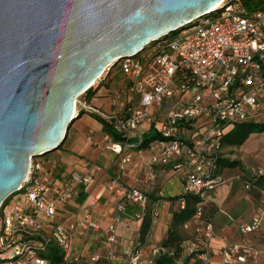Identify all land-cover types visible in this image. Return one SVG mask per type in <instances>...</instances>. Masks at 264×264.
<instances>
[{"label": "built area", "instance_id": "1", "mask_svg": "<svg viewBox=\"0 0 264 264\" xmlns=\"http://www.w3.org/2000/svg\"><path fill=\"white\" fill-rule=\"evenodd\" d=\"M184 31L138 57L119 62L134 81L111 98L118 112L106 113L91 105L89 93L111 77L105 71L97 84L76 100L75 113L95 116L113 127L120 139L111 149L121 157L122 170L135 153L148 152L145 184L157 180L156 167L168 168L184 176V194L205 200L228 183L217 174L225 136L238 124L264 119V0H252L250 6L245 0H223L218 11ZM206 93L210 95L205 99ZM203 128L206 131L194 137L193 131ZM152 131L159 138L143 148ZM42 158L31 160L20 193L0 207V264H53L47 257L52 246L63 254L62 264H80L83 256L75 253L76 234H83L86 228L102 231L89 213L68 227L56 225L59 208L79 193L70 181L53 180ZM262 175L255 176L256 180ZM78 180L86 190L94 183L90 176ZM244 186L261 194L259 212L240 228L242 235H250L264 224V188L250 179ZM109 190L142 211L148 206L142 190L117 183ZM50 194L54 198H49ZM184 206L182 202L181 208ZM119 210L123 212L125 206L120 205ZM197 216H202L201 208ZM102 232L105 259L118 262L121 257L114 224ZM195 236L212 240L213 224L195 220ZM260 254L249 243H232L223 250V264L257 263ZM101 260L92 255L88 264ZM138 260V254H129L130 264H138Z\"/></svg>", "mask_w": 264, "mask_h": 264}, {"label": "water", "instance_id": "2", "mask_svg": "<svg viewBox=\"0 0 264 264\" xmlns=\"http://www.w3.org/2000/svg\"><path fill=\"white\" fill-rule=\"evenodd\" d=\"M222 2L0 0V207L20 193L32 159L62 146L82 115L76 100L105 71L110 76L121 60L193 27Z\"/></svg>", "mask_w": 264, "mask_h": 264}, {"label": "crops", "instance_id": "3", "mask_svg": "<svg viewBox=\"0 0 264 264\" xmlns=\"http://www.w3.org/2000/svg\"><path fill=\"white\" fill-rule=\"evenodd\" d=\"M98 91L91 95V103L95 99V106L106 113L116 110L117 107L111 100L114 95L97 96ZM110 129L115 132L111 125L109 129L105 128L97 117L82 114L71 124L62 146L42 158L45 169L50 172L53 180L70 181L79 193L78 197L59 208L56 225L68 227L82 219L86 213L90 214L93 222L101 226L102 231L110 224H114L121 259L118 262H108L101 243L104 237L103 232L86 228L83 234L78 233L75 237V253L83 256L81 264H88L92 255L102 258L98 264H130L129 254L131 253L138 254V264H153L160 244L167 236L172 215L166 220L153 218L151 230L146 239L141 242L139 235L142 215L137 213L124 215L119 207L125 206V201L111 192L109 187L117 183L130 190H142L147 197L154 195L157 198H168L183 194L185 178L182 174L173 173L168 168L156 167L157 180L145 184L147 171L144 168L149 162L148 152L143 155L135 153L132 162L125 170H122L121 157L113 153L111 149V145L116 141L108 131ZM227 149L234 153L231 161H239L241 165L236 169L225 168L221 172L222 177H230L228 181L234 182L221 188L216 196V210L210 217L214 226L213 239L203 241L196 238L195 221L186 225L187 240L183 244V260L188 259L186 264H223L224 248L237 242L249 243L261 253L257 263L251 260L249 264H264V224L253 234L242 235L240 232V228L250 224L259 212L261 194L256 189L245 190L233 180L241 176L253 178L263 173L259 178L264 182V133L252 134L241 147ZM88 176L94 178V183L86 190L85 185L78 179ZM160 184L163 185L162 192L159 191ZM261 187L264 188V186ZM175 190L178 192L171 196L163 194L165 191L174 193ZM49 198L54 196L51 194ZM168 203L170 202L160 200L154 207H163ZM205 209L208 214L209 208ZM187 251L188 254H186ZM195 252L200 254L192 257L191 255Z\"/></svg>", "mask_w": 264, "mask_h": 264}, {"label": "trees", "instance_id": "4", "mask_svg": "<svg viewBox=\"0 0 264 264\" xmlns=\"http://www.w3.org/2000/svg\"><path fill=\"white\" fill-rule=\"evenodd\" d=\"M252 0H245L246 5L250 6ZM116 70V68L114 69ZM110 78L104 80L102 84L108 85ZM93 94V91L89 93V96ZM100 119V118H98ZM104 124V127L109 129L110 124L100 119ZM115 141H119L117 133L111 129L108 130ZM264 133V119L263 120H250L244 123L236 125L223 139L221 157L218 161L217 174L221 175L223 169H236L240 167L239 161H231L224 157V148H238L241 147L252 134ZM159 136L155 132H150L145 137L143 148H148L149 144L158 139ZM222 176V175H221ZM241 178H244L241 176ZM252 180L257 186H264V182L261 178L257 179L247 178ZM255 180V181H254ZM185 182V181H184ZM147 196V195H146ZM148 198V206L145 211H142L137 206H132L125 201V210L122 212L124 215H133L135 213L142 215V225L140 229V241L143 242L148 236L153 222L154 205L160 200L177 204V208L172 210V218L167 231L166 238L161 242L160 249L153 260V264H186L188 259L183 260L184 247L183 244L187 240L186 225L197 219L212 223L210 218H206V209L204 200L199 197L182 194L168 198H156L154 195H150ZM184 202V208H181V203ZM202 209V216H197L198 209ZM196 237V236H195ZM53 264H62L63 254L55 246L50 247L49 254L47 256ZM81 264V263H80Z\"/></svg>", "mask_w": 264, "mask_h": 264}, {"label": "rangeland", "instance_id": "5", "mask_svg": "<svg viewBox=\"0 0 264 264\" xmlns=\"http://www.w3.org/2000/svg\"><path fill=\"white\" fill-rule=\"evenodd\" d=\"M182 33H186V31H183ZM133 81H134L133 77L127 76L124 73V71L122 70V68L120 67V64H119L118 66H116V70H114L113 73L111 74L109 84L102 86L99 89V91L97 93V96L108 95V96L111 97L113 95H116V94H118L120 92L121 89L122 90L126 89L129 86V84L131 82H133ZM209 95H210L209 93L204 94V98L205 99L208 98ZM94 100L91 103V105L95 106ZM116 111L118 112L119 110L116 109L115 112ZM205 131H206L205 128H203L201 130H197L196 132L193 131L194 137L196 135H198V134L204 133ZM224 157L226 159H228V160H232L233 157H234V153L232 151H228V149L224 148ZM229 178H225V179L228 180ZM233 180H235V182H238L237 184L240 185L243 189L246 190V188L244 186V181L247 180V177H244L241 180H238L237 177H236ZM233 182L234 181H230V182L228 181L226 186L231 184V183H233ZM161 186H163V185H161V184L158 185V187H160L159 191L162 192L163 187H161ZM223 187L224 186L218 187L214 192H211V194H209L207 196V198L204 200L205 208L206 207L209 208L208 209V214H206V218L207 219L210 218L211 214L213 213V211L216 210V207H215L216 206V196H217V194H219L220 189L223 188ZM177 192H178L177 190H175L174 193H173V191H165L163 194H164V196H171L172 194H176ZM49 197H51V194L49 195ZM176 208H177V204H172V203L165 204L163 207H159V208L155 207L154 211L158 212L159 216L156 217V216L153 215V218L158 219V220H160L162 218V219L166 220L168 218V216L171 215L172 210H174ZM214 213H216V211ZM188 253L189 252L187 251L186 254H188ZM197 254H200V253H196L195 252L191 256L192 257H197L196 256ZM186 258H189V257H186Z\"/></svg>", "mask_w": 264, "mask_h": 264}, {"label": "bare ground", "instance_id": "6", "mask_svg": "<svg viewBox=\"0 0 264 264\" xmlns=\"http://www.w3.org/2000/svg\"><path fill=\"white\" fill-rule=\"evenodd\" d=\"M217 7H219V5H218ZM217 7H216V8H217Z\"/></svg>", "mask_w": 264, "mask_h": 264}]
</instances>
